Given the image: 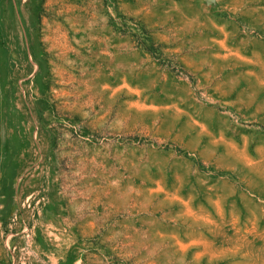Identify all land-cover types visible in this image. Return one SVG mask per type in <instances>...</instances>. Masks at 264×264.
Returning <instances> with one entry per match:
<instances>
[{"label":"rangeland","instance_id":"1","mask_svg":"<svg viewBox=\"0 0 264 264\" xmlns=\"http://www.w3.org/2000/svg\"><path fill=\"white\" fill-rule=\"evenodd\" d=\"M0 264H264V0H0Z\"/></svg>","mask_w":264,"mask_h":264}]
</instances>
